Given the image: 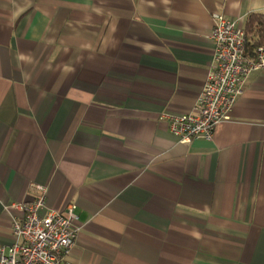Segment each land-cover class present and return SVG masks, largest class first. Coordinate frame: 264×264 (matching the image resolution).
Here are the masks:
<instances>
[{
	"label": "crops",
	"instance_id": "0c3cea01",
	"mask_svg": "<svg viewBox=\"0 0 264 264\" xmlns=\"http://www.w3.org/2000/svg\"><path fill=\"white\" fill-rule=\"evenodd\" d=\"M252 12L264 0H0V247L43 185L45 208L75 206L73 264H264V68L210 139L170 131L213 14Z\"/></svg>",
	"mask_w": 264,
	"mask_h": 264
},
{
	"label": "built area",
	"instance_id": "2783aa9c",
	"mask_svg": "<svg viewBox=\"0 0 264 264\" xmlns=\"http://www.w3.org/2000/svg\"><path fill=\"white\" fill-rule=\"evenodd\" d=\"M212 18L213 61L196 105L191 111L170 117V131L183 142L210 139L215 126L230 118L247 76L264 68V45L257 47L254 60L247 61L243 27L219 13ZM35 188L39 194L32 201L11 205L21 215L12 219L10 230L14 241L0 247V264H73L67 257L79 229L75 206L69 205L65 213L47 209L45 187Z\"/></svg>",
	"mask_w": 264,
	"mask_h": 264
},
{
	"label": "trees",
	"instance_id": "16d2710c",
	"mask_svg": "<svg viewBox=\"0 0 264 264\" xmlns=\"http://www.w3.org/2000/svg\"><path fill=\"white\" fill-rule=\"evenodd\" d=\"M243 30L245 33L244 56L247 61L254 60L256 49L264 45V14L252 12L244 20Z\"/></svg>",
	"mask_w": 264,
	"mask_h": 264
}]
</instances>
